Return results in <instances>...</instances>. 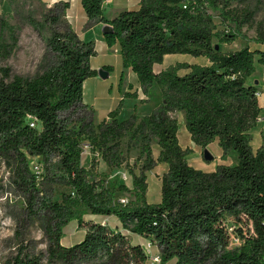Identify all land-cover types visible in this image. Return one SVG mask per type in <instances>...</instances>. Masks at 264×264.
<instances>
[{
  "label": "trees",
  "instance_id": "1",
  "mask_svg": "<svg viewBox=\"0 0 264 264\" xmlns=\"http://www.w3.org/2000/svg\"><path fill=\"white\" fill-rule=\"evenodd\" d=\"M106 0H81L87 23L112 27L104 35L109 48L120 45L122 66L138 78L145 94L162 89L163 103L137 123V115L120 119L123 102L95 123L97 112L83 102L84 83L96 78L91 67L97 56L94 43L82 41L67 21V1L50 9L52 23L44 72L32 79L0 69V158L9 169L14 188L26 202L27 218H39L48 241L50 264H146L149 257L138 237L160 252L161 264H264V146L254 152L252 132L262 115L249 83L256 66L264 67V50L223 53L215 47L230 44L235 35L217 32L205 4L215 0H141L137 9L125 10L108 20ZM52 14V15H51ZM35 28L38 23L29 19ZM264 46V30L254 41ZM17 45L1 49L8 59ZM170 55L204 58L208 65H183L184 74L171 69L155 73ZM111 72V67L103 69ZM125 98H136L127 93ZM183 115L193 144L203 150L218 140L225 160L203 172L189 165L191 149L180 146L179 126L171 115ZM37 122L31 128V121ZM41 127V130H40ZM148 134L160 147L158 159L145 145L146 159L134 186L142 204H122L123 199L100 190L88 179L81 164V146L101 154L110 167L122 164L120 141ZM29 158H40L45 172L38 181ZM159 164L168 172L161 179V200L148 204L147 173ZM62 185L61 202L43 196V190ZM85 218H90L85 221ZM116 221L113 228L103 223ZM76 221L85 236L79 243L62 245L63 230ZM251 228V236H232L227 222ZM233 238L239 244L233 245ZM8 264H42L39 257H22Z\"/></svg>",
  "mask_w": 264,
  "mask_h": 264
},
{
  "label": "rangeland",
  "instance_id": "2",
  "mask_svg": "<svg viewBox=\"0 0 264 264\" xmlns=\"http://www.w3.org/2000/svg\"><path fill=\"white\" fill-rule=\"evenodd\" d=\"M106 0L104 10L110 8L111 11L126 9L124 2ZM215 6L206 3L208 13L213 17L217 32L227 35H235L236 40L230 44H219L215 42V47L223 53H230L242 50L246 47L254 51L264 50V46L254 43L259 30H264V0H215ZM61 2V1H60ZM57 3H50L46 0H0V51L7 46H13L17 40V45L13 49L10 57L5 59L0 55V69H9L11 77L21 76L32 79L41 75L49 63L48 41L51 38L52 23L47 20L50 9ZM52 15V14H51ZM29 19L35 20L39 26L36 28L29 23ZM68 21V17H67ZM69 23V21H68ZM98 56L93 59V64H98L103 60V50L99 46L96 48ZM1 53V52H0ZM113 60L115 61V54ZM208 65L204 58H194L190 55H170L167 56L161 65L154 67L155 73L179 70V74L185 73L181 69L183 65ZM116 77V78H115ZM1 78V76H0ZM110 99H115L118 105L121 97H124V104L121 111L122 120L129 119L132 115H137L140 121L150 115L163 103L162 89L154 86L144 94L145 102H139L136 98H125V93L129 92V87L137 88L138 78L131 71L130 74L122 71L113 75L105 82ZM249 83L258 88L262 94L259 100L262 108V115L256 129L252 132L251 147L254 152L264 146V67L257 65L255 75ZM120 88V89H119ZM143 91V90H142ZM92 93L86 90L84 101L90 100ZM116 105V106H117ZM97 111V110H96ZM108 113L97 111L95 123H100L107 117ZM177 120L179 126V143L182 148L191 149L192 153L187 157L189 165L203 172L217 170L220 164L218 153L222 150L219 144H213L209 153L213 156L212 162L204 159V150L195 146L191 136L186 129L184 117L181 113L175 112L171 115ZM41 130V127H40ZM150 145L152 157L156 160L160 154V147L157 140L148 134L137 136L131 139L130 136L123 138L119 143V155L122 164L118 167H110L106 164L98 151L89 147L88 143L81 146V164L88 171V179L91 183H96L100 190L113 193L115 198L123 199L130 206L142 204L134 179L141 176L145 163V145ZM222 160V159H221ZM226 166L236 164V157L230 155L222 160ZM29 165L33 175H37L41 181V175L45 172L44 163L40 158H29ZM168 172L165 164H159L153 171L147 173L148 190L145 200L148 204H157L161 200V179ZM68 190L60 184L52 186V191L43 190V196L50 198L53 202H61L62 193ZM26 202L20 192L14 186L9 169L0 158V264L12 262L21 252L22 257H39L42 264H50L47 258L48 241L44 233L42 222L39 218H27L25 215ZM90 218H85L89 221ZM113 228L116 221L107 220L103 222ZM227 227L236 236L242 233L245 237L251 236V228L235 226L234 222L228 221ZM85 236L84 230L79 227L76 221L71 222L63 230L62 245L71 247ZM134 242L142 243L149 260L146 264H161L160 252L148 242L134 237ZM233 245L239 244L237 238H233ZM167 264H176L170 261Z\"/></svg>",
  "mask_w": 264,
  "mask_h": 264
},
{
  "label": "crops",
  "instance_id": "3",
  "mask_svg": "<svg viewBox=\"0 0 264 264\" xmlns=\"http://www.w3.org/2000/svg\"><path fill=\"white\" fill-rule=\"evenodd\" d=\"M46 1L50 2V3H57L60 1L61 2H64V1L69 2L71 8H70L67 15H68L69 24L71 25L72 29L79 35V37L82 41H84L86 43H94L95 48H98L100 46L101 49L103 50V60L101 62H98V64L95 65V64H93L94 58H92L91 59V67L93 69H95L97 72L99 70H103L105 67H111L112 70H111V72H107L109 74V76L106 80H103L99 76H97L96 78L88 79L84 83L83 98L85 96L86 90L90 91V93H92V95L90 96V100L84 101V99H83V102L85 105H87L89 107H93L95 109V111L99 110V111H102L103 113H110L111 111H113L116 108L117 104L115 102V99H110V96H108L106 94L108 92V89H107V85L105 82H107V80L110 79V77H112L113 75L117 76L121 71H122V74H123V72H127L128 74H130V72H131L130 69H124L122 66V58H121V54H120V51H121L120 45L116 44V46L113 48H109L107 46L105 39H104V34H103V28L105 25H98V26L93 27L90 30H85V25L87 23V19H86L85 13L83 11L81 0H46ZM115 1H120V0H113L109 4H113ZM122 1L124 2V0H121V2ZM140 1L141 0H125L124 4L126 5L125 6L126 9L119 10V11L122 12L125 10L137 9L139 7ZM104 13H105V17L108 20H112L116 15L119 14L118 10L111 11L110 8L106 9V11L104 10ZM111 52H114L115 61L118 64H115V62L113 60V55L111 54ZM98 55L99 54L97 52V56ZM128 93L135 94L137 96V101H139L140 103L145 102V100L143 99L145 96L143 94V91H142V88L139 84V81H138V85H137L136 89L132 88L131 86L129 87ZM125 94H127V93H125ZM118 100L120 102H123V104L125 102L124 97H121ZM213 144H218V140L215 141ZM213 144H211L207 148L208 151H210V148ZM183 149H185V148H183ZM222 155H223V152L221 151L220 153H218V158L220 159V164L225 165V163L221 160ZM167 170H168V166H167ZM214 171L215 170H212L211 172H214Z\"/></svg>",
  "mask_w": 264,
  "mask_h": 264
},
{
  "label": "water",
  "instance_id": "4",
  "mask_svg": "<svg viewBox=\"0 0 264 264\" xmlns=\"http://www.w3.org/2000/svg\"><path fill=\"white\" fill-rule=\"evenodd\" d=\"M113 32L112 27L105 25L103 28V34H111ZM218 49V48H217ZM98 76L103 79L106 80L109 76V74L104 71V70H99L98 71ZM204 159L206 162H212L213 161V156L209 153V151L207 149L204 150Z\"/></svg>",
  "mask_w": 264,
  "mask_h": 264
},
{
  "label": "built area",
  "instance_id": "5",
  "mask_svg": "<svg viewBox=\"0 0 264 264\" xmlns=\"http://www.w3.org/2000/svg\"><path fill=\"white\" fill-rule=\"evenodd\" d=\"M256 96H257L258 99H260L261 96H262V94L258 92V93L256 94ZM259 120H260V119H259ZM30 127H31V128H36V127H37V122H36L35 120H32V121H31V124H30ZM121 203H122V204H125V205L127 204V202H126L125 200H122Z\"/></svg>",
  "mask_w": 264,
  "mask_h": 264
}]
</instances>
